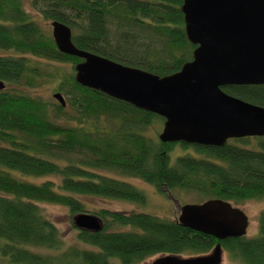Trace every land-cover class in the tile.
I'll use <instances>...</instances> for the list:
<instances>
[{
    "label": "trees",
    "instance_id": "1",
    "mask_svg": "<svg viewBox=\"0 0 264 264\" xmlns=\"http://www.w3.org/2000/svg\"><path fill=\"white\" fill-rule=\"evenodd\" d=\"M182 1L32 3L50 21L67 23L76 46L165 75L191 59L195 47L185 34ZM0 47L16 51L0 54L5 82L0 88V264H131L158 253H206L218 241L176 217L100 208L91 213L128 228H77L86 245L65 244L41 202L66 205L75 214L88 212L79 194L145 200L136 185L102 170L141 177L158 189H195L207 198L264 197V135L230 138L223 145L163 142L146 135L144 129L164 117L77 82L74 64L82 58L59 50L23 0H0ZM63 61L73 70L61 69ZM52 79L64 105L23 89ZM222 88L264 105V83ZM176 143L193 146L195 153L172 160ZM24 174L44 178L29 180ZM221 245L227 264H264V208L256 233L221 239Z\"/></svg>",
    "mask_w": 264,
    "mask_h": 264
},
{
    "label": "water",
    "instance_id": "2",
    "mask_svg": "<svg viewBox=\"0 0 264 264\" xmlns=\"http://www.w3.org/2000/svg\"><path fill=\"white\" fill-rule=\"evenodd\" d=\"M180 9L195 47L191 59L165 75L76 46L63 21L51 20V35L59 50L82 58L74 64L77 82L163 116L158 133L163 142L223 145L230 138L263 136L264 105L222 86L264 83V0H183ZM52 94L65 104L61 92ZM176 218L218 241L206 253H160L144 264H222L221 239L246 235L248 225L245 211L220 197L182 204ZM72 219L80 229L103 227L91 212L75 213Z\"/></svg>",
    "mask_w": 264,
    "mask_h": 264
},
{
    "label": "rangeland",
    "instance_id": "3",
    "mask_svg": "<svg viewBox=\"0 0 264 264\" xmlns=\"http://www.w3.org/2000/svg\"><path fill=\"white\" fill-rule=\"evenodd\" d=\"M26 11L38 21L45 29L51 31L50 19L44 17L42 12L36 8L32 0H23ZM13 49H6L0 47V54L14 53ZM42 63L44 59H40ZM58 66L66 71L72 69V64L69 61L58 62ZM75 71V69H74ZM58 81L56 79L46 80L40 85L26 86L23 89L32 94L41 95L47 99L57 100L53 97V92ZM22 84H14V86L20 88ZM71 122V121H69ZM163 122L157 120L149 127L144 129L145 134L154 138L158 137V133L162 129ZM264 137V136H263ZM262 136H259L260 139ZM253 142H256L254 139ZM195 153L193 146L189 145L185 148L176 143L171 150V159L173 160L177 154ZM105 173L113 175L118 178L125 179L141 189L145 195L144 201H136L119 197L103 196V195H91V194H79L78 197L84 201L85 206L88 208V212L98 210L100 208H106L107 210H117L121 212H130L133 210L146 211L159 216H165L174 218L177 217L180 211V206L185 203H197L205 200L208 195L196 191L195 189H188L182 187H175L171 190L166 187L158 189L154 184L149 183L138 176H129L121 174L114 170H102ZM22 177L29 180H40L44 177H35L33 174H24ZM50 177V176H49ZM53 177V176H52ZM234 205L241 207L248 216V225L246 235H253L257 231L258 215L261 209L264 208V197L248 198L242 201H231ZM41 207L44 213L57 225L61 234L65 240V244H73L84 246L85 243L81 242L77 238V227L73 224V216L66 205L56 202H41ZM95 214V213H94ZM97 215V214H96ZM99 216V215H98ZM102 220V224L106 225L108 229H126L128 226H122L117 224L114 220H111L109 216H99ZM160 254V253H158ZM158 254L149 255L139 261L131 264H144L157 256ZM228 259L226 253L223 254L222 264H227Z\"/></svg>",
    "mask_w": 264,
    "mask_h": 264
}]
</instances>
